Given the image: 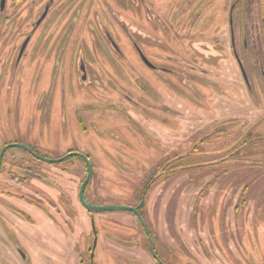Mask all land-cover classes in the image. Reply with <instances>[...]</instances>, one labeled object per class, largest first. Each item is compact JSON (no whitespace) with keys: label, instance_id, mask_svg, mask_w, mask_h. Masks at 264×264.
<instances>
[{"label":"rangeland","instance_id":"374dc122","mask_svg":"<svg viewBox=\"0 0 264 264\" xmlns=\"http://www.w3.org/2000/svg\"><path fill=\"white\" fill-rule=\"evenodd\" d=\"M31 1L15 0L11 9H8L12 12L8 17V23L3 20V27L0 28V71L6 66L7 69L13 66L20 43L27 35L31 36L26 55L21 59L18 67L16 66L17 70L12 85L16 89L13 90L12 94H9L10 89L3 88L0 93V149L5 144L24 142L35 145V150L42 152L38 147H44L47 150L58 149L57 144L59 142L53 136L52 126H49L47 119L42 120V115H44V109L49 102L50 109L47 117H52L56 93L59 87L64 85L61 77V64L67 51L77 47L78 50L82 49L86 56L89 52L94 54L93 48H96L97 53L103 57L104 49L98 41L96 46L94 42L87 47L85 44L82 45L81 37L79 45L75 43L74 46L72 45L73 47L70 46L67 44L68 36L70 35L72 40L77 28L71 34L69 27L58 29L51 43L47 46L45 41L41 43V29L45 28L46 24H43L38 30L34 24L42 12L43 6L40 4L46 0H34L37 3L32 7ZM73 1H76L73 6L70 3L71 0L68 2L66 20L71 17V21H73L77 13H83L90 6L98 12L101 7L105 9L107 4L102 0ZM109 2L113 6L112 0ZM260 3L264 17V0H260ZM28 4L29 7H27ZM121 4L127 6L129 2L128 0H121ZM97 6L99 7L97 8ZM70 11L76 14L69 15ZM126 13H130L129 18L133 20L132 12L127 8L125 15ZM108 16L110 18L99 13L100 20L106 23L108 19L112 18L109 12ZM130 33L132 36L134 35L133 30ZM5 35H7L6 38ZM77 37H79V32L75 38ZM130 40L125 35L120 38V46L129 57V62H126L125 66L126 74L138 69L133 51L130 48ZM62 50L65 51L59 60L60 55H57L56 52H62ZM107 54L109 52L104 55ZM86 62L89 68L92 63L96 64L89 57ZM9 64L10 67L8 68ZM101 64L102 67L105 66L104 69L110 72L114 69L111 62L104 60L99 62V65ZM109 65L112 66V70ZM93 69L96 75L91 76L100 82L99 86L106 85L105 79L101 76L100 67L94 65ZM238 76L239 73L238 75L236 73L237 80H239ZM206 78L201 86L197 82L194 83L200 87L198 94L187 89L179 79L173 78V98L179 99L189 107H183L177 103L176 106L172 107L171 113L168 111L167 114L172 117L168 123L172 128L171 131L141 123L143 130L139 133L138 121L135 120L136 115L126 104L125 106L122 105L125 112L123 116H118L117 111V114L114 111H112L113 113L101 111L102 114H106V118L112 117L113 120H104L97 122L98 124L94 127L91 126L92 132L86 136L88 140L86 143L83 142V145L102 166L110 168L111 163L117 161V159L112 161L111 156L122 160V165L129 166L133 161L143 165L142 161L137 160L138 158L132 161L130 158L131 156L138 157L148 154L143 151L146 145L139 135H145L144 131L152 137V142L147 144L153 147L155 152L149 159V169L138 168L139 173L129 172L121 168L105 170L100 164H96V169L88 183L87 198L91 202L137 205L143 193L144 204L141 210L146 226L156 236L160 254L174 264H262L264 262V165H262V163L264 164V142L252 143L253 141L246 138L244 129L251 123L259 122L260 126H254L256 129L253 132L264 134V119H262L264 95L258 96L256 102L247 95V100V96L239 87L224 83L218 78L209 77L211 79L208 78V80ZM4 80L9 81V73ZM140 83H144L142 79ZM23 85L29 92L25 94L21 92ZM124 86L126 93H132L129 85ZM36 87L38 88L36 89ZM37 91L40 92L39 102H43V105L36 108L33 104V109H27L24 103L30 100L29 95L38 93ZM154 91L155 89H153ZM216 94L220 95L217 96L219 100L216 99ZM37 96L38 94H36ZM7 97L8 102H6ZM117 103L109 99L107 106L114 108L118 106ZM33 111L37 115L33 114ZM231 119L238 121L223 124ZM117 120L121 122L118 123ZM215 125H218L217 129L214 130L218 136L212 134L214 132L211 128ZM66 127L71 128V133H78L76 126L69 125ZM61 138L63 137L61 136ZM199 138L203 139V143H195V140ZM65 139L67 141L66 137ZM194 144L196 147L192 149ZM257 144V147H253ZM241 146L243 147L240 148ZM238 148L240 149L237 153L230 158L231 156H228L229 151ZM192 150L197 152H193L171 165L168 164V168H177L180 164H195L197 162L213 163L197 168H186L179 172L156 174L166 161ZM199 151L203 152L204 155L199 154ZM25 160H29V163ZM27 164L34 165V170L38 169L51 180L59 181L66 192V196L70 199L63 201L67 209L72 208V211L68 210L69 213L79 212L77 230H71L70 239L66 236L63 256L71 264H79V259L87 263L89 254L85 248L89 245L91 235L90 233L87 235L88 231L86 232L85 228L86 212L76 200L78 187L85 177L83 165L79 163L67 164V169H60L57 166H48L42 163L34 164L25 151L16 147L9 148L3 155L0 181L10 184L9 173L18 172L17 167ZM150 179L152 180L150 181ZM148 181H150L148 188L144 189ZM1 187L0 191L3 190ZM11 187L13 188L11 191L13 198L30 199L31 197L37 200L38 197L42 196L38 188L51 191L56 198L60 195V191L55 186L50 185L48 180L39 182V180L30 178L24 187L15 183L11 184ZM11 202L17 208L22 209L24 208L22 204L27 201ZM32 202L36 203V201ZM51 210H48L51 214L55 213ZM64 212L65 210L61 214L63 215ZM94 215L100 236L102 235L99 242L111 250L103 251L101 246H98L94 255V264H138L137 262L155 264L146 249L147 241L144 238L142 228L130 212L126 210H119L118 212L116 210L97 212ZM36 216L38 215L36 214ZM37 218L40 223L41 217ZM68 221V219H61L62 227H68ZM6 223L9 225L6 241H8L11 250H16L17 246L25 250V248L27 249L26 244H30L32 240L36 239L35 234L31 233V229H28L29 232L27 231V233L19 232L21 223L17 220L12 219L11 224ZM42 230L43 228L41 229L43 234ZM26 239L29 242L25 243ZM71 239L72 243H70ZM59 240L62 241L61 238ZM75 241L77 253H74L72 248ZM2 245L0 244V264H15L11 262L8 250H5ZM120 245L126 248L125 251ZM40 253L52 264H61L57 260L60 256L50 255L46 249L44 252L40 250Z\"/></svg>","mask_w":264,"mask_h":264},{"label":"flooded vegetation","instance_id":"af4514ba","mask_svg":"<svg viewBox=\"0 0 264 264\" xmlns=\"http://www.w3.org/2000/svg\"><path fill=\"white\" fill-rule=\"evenodd\" d=\"M37 1L32 0L30 3L31 7L35 5ZM102 1L107 3L105 5L106 8L102 9L101 7V10L98 12L93 10L92 6L88 7L83 13L80 12L76 14L70 11L68 13L69 15L76 14L73 21H71V17L68 20H66L65 17L69 7V0H46L43 1V4H40L43 6L41 9L42 12L35 22L34 27L37 26L36 30H38L43 24H46L45 28L41 29V43L45 41L46 46L51 43L58 29L69 27V33L72 34L74 29L77 28L72 40L71 36H68L67 44L74 46L75 43H77L79 45L80 37L82 38L81 44H85L86 47L92 42H94L96 46V42L98 41L99 45L102 44L103 46L104 52L102 55L104 58L97 53L96 48H93L94 54H90L89 52L86 56L83 54L82 49L78 50L77 47L74 48L72 46V50L67 51V54L63 58V63L61 64V77L64 81V85L59 87L56 93L55 107L53 114H51L52 117H47L50 109L49 102L44 109V115H42V120L45 121L47 119L49 126H52L53 136L59 142L57 144L58 149L47 150V148L38 147L42 151L38 152L35 150V145L24 142L21 143L29 147L37 155L48 160H53L54 162L38 159L26 150L19 148L26 152L30 161L34 164L42 163L48 166H57L60 169H67V164L79 163L83 165L85 177L78 187L76 200L80 204V207L86 212L87 221L85 228L86 232L88 231L87 235L90 233L91 237L89 245L85 248L89 254L88 261L84 263L79 259V264H94V255L98 246H101L103 251L109 250L108 247L99 242L102 235L100 236L94 215L97 212L105 211L88 210L82 205L79 198L80 187L87 177L88 165H90L92 175L96 169V164H100L97 158L83 145V142L86 143L88 140L86 136L92 132L91 126L94 127L98 124L97 122H102L104 120H113L112 117L106 118V114H102L101 111H114L116 114L118 112V116H123L125 112L122 105L125 106L126 104L136 115L135 120L138 121L139 128L137 127V129L140 130L139 133L143 130L141 123L151 127L158 126L165 131H171L172 128L168 123H170L172 117L170 114H167L168 111L171 113L173 110L172 107L176 106L177 103L183 107H189L186 104L184 105L179 99L173 98V78L182 81L184 86L191 92H195V94H198L200 87L196 86L194 83L197 82V84L201 86L206 77H211L214 79L218 78L224 83L239 87L245 96L249 95L255 102L258 96L261 94L264 95V17L262 16L263 8L261 7L260 0H128L129 5L127 6L121 4V0H112L113 6L110 4L109 0ZM14 2L15 0H0V28L3 27V20L8 23V17L12 13L11 10L8 11V9H11ZM75 2L76 1L71 0L70 3L73 6ZM27 7H29V4ZM98 7L99 6H97V8ZM126 8L132 12L133 20L129 18L131 16L130 13H126L125 15ZM108 12L111 14L112 18L108 19L107 23L101 21L99 13H103L106 18H110ZM81 14L83 15L80 17ZM131 30H133V36L130 33ZM114 31H116V33H114ZM78 32L79 37L75 38ZM123 35L127 36L129 40L131 38L130 48L133 51L136 66H138L137 70L127 72V74L125 66L126 62H129V57L120 46V38ZM6 37L7 35H5V38ZM30 37V35H27L20 43L13 66L9 68V64V69H7L6 66V68L4 67V69L0 71V93L3 88H9V94H12L13 90L16 89L14 86L12 87L17 70L16 66L18 67L21 59L26 55ZM145 48L147 49L145 50ZM64 51L65 50L56 52L57 55H60L59 60ZM108 52L109 54L104 55ZM88 57L96 63H92L90 68L86 62ZM104 60L112 63L113 70L112 66L109 65L112 70L111 72L104 69L105 66L102 67V64L99 65V62ZM92 65L96 67L98 65L100 67V73L105 79L106 85L99 86L100 82L91 76L96 75ZM106 66L108 67V65ZM8 73L9 81L4 80V78H7ZM236 73L237 75L239 73V80L236 79ZM208 78L206 79L208 80ZM141 79L144 82L143 84L140 83ZM4 82L5 85H3ZM8 83H11V85H8ZM66 83L68 84L67 86ZM124 85H129L132 93H126V87ZM25 88V85H23L21 90L24 94L29 92V90ZM37 88L38 87H36V89ZM153 89H155L154 92ZM37 92L38 93L29 95L30 100L24 103L27 109H33V104L36 108L43 105V102H39L40 92ZM3 93L5 94V92ZM36 94H38L37 97ZM93 94L95 95L93 96ZM232 94L236 95L234 92H232ZM217 96L220 95L216 94V99H218ZM109 99L118 102V106L108 108L107 101H109ZM6 102H8V97ZM252 106H254L253 103ZM254 109L258 111L255 107ZM33 114L36 113L33 111ZM262 119H264V115H262ZM117 121L118 123L121 122L119 120ZM237 121L238 120L231 119L223 124L236 123ZM69 125L76 126L78 133H71V128L66 127ZM217 126L218 125H215L211 128L212 132L217 129ZM254 126L259 127V122L251 123L245 127L246 138L249 139V141H253L252 143L264 142V134L253 132V130L256 129ZM144 133L145 135H139L140 139L146 145L143 151L149 155L146 154L138 157L131 156L130 158L131 161L138 158L137 160L142 161L143 165L136 163V161H133V163L130 162L131 164H129V166L122 165V160L118 159V157L111 156L110 158L112 161L115 159H117V161L112 162L110 168H106L100 164L102 168L105 170L121 168L133 173H139L140 170L138 168L149 169V159L154 155L155 150L147 144L152 142V137L148 135L146 131H144ZM216 133L214 132L212 134L215 135ZM61 136L63 138H61ZM197 142L201 144L203 143V139L199 138L195 140V143ZM257 146L258 144L253 147ZM195 147L196 144L192 146V149H195ZM242 147L243 146L240 148ZM9 148L15 147H8L7 149ZM240 148L230 150L228 156L232 158ZM193 152L197 151L192 150L191 152H186L166 161L156 174L173 173L184 170L179 169V167L168 168V164L171 165L175 161H179ZM198 153L202 156L204 155L201 151ZM25 161L29 163V160ZM209 163L213 162H197L195 164H186L183 167L197 168L207 166ZM262 165L264 164L262 163ZM17 168L19 170L18 172L14 171L13 174L9 173L11 180L10 184L0 181L1 186H3H0L3 189L0 191V244H3L2 246H4V249L8 250L7 252L10 254L11 262L15 264H52L50 260L46 259V257L41 254L42 252L40 253V250L44 252V249H46L50 255L56 254V256H60L57 260L61 264H71V262L65 260L63 256L65 253L64 246H66V238H71V230L77 227V218L80 216L79 212L69 213L72 211V208L67 209L63 201H69L70 199L66 196V192L59 181L51 180L38 171V169L34 170V165L27 164ZM1 174L2 172L0 175ZM91 175L83 190V199L87 204L100 206L125 205L131 207H136L139 204H108L89 201L87 198V188ZM30 178L39 180V182L48 180L50 185L55 186L60 191L59 197H54L51 191L48 192L45 191L44 188H38L42 196L38 197L37 200L31 197L30 199L13 198L14 196L11 193L13 188L11 184L15 183L18 186L24 187L27 180ZM152 179H150V181ZM150 181L145 184L144 189L148 188ZM142 196L143 193L141 198ZM11 201L27 202L22 204L24 208L21 209L17 208ZM32 201H36V203ZM48 210L55 211V213L51 214ZM64 210L63 216L61 213ZM138 210L144 221L141 207ZM117 211L119 212V210ZM127 212H130L131 215L137 219L136 221H138L142 228L144 238L147 241L146 249L150 253L154 263L174 264L167 257L160 254L155 239L156 236L151 233L145 221L144 223L147 231L133 212ZM36 214L38 216H36ZM37 217H41L40 223ZM12 219L21 223L19 232L27 233V231L29 232L28 229H31V233L36 236V239H34V241L32 240V243L26 244L27 249L25 248V250L18 246L16 250H11L8 241H6L9 234V225L6 222L11 224ZM61 219H68L69 226L62 227L60 223ZM42 228L43 234L41 233ZM112 237L115 238V236ZM59 238H61V242ZM74 240H76L75 237ZM27 242H29L28 239L25 240V243ZM70 243H72V239ZM120 246L124 248L122 245ZM72 248L74 249V253H77L76 241ZM125 249L126 248H124V251ZM91 253L93 254L92 258ZM153 254H155L156 257H154ZM137 263L140 264V262ZM262 264H264V262Z\"/></svg>","mask_w":264,"mask_h":264},{"label":"water","instance_id":"95a60500","mask_svg":"<svg viewBox=\"0 0 264 264\" xmlns=\"http://www.w3.org/2000/svg\"><path fill=\"white\" fill-rule=\"evenodd\" d=\"M8 147H17V148H21V149H24L26 150L28 153L32 154L34 157L38 158V159H41V160H44V161H48V162H54L53 160H48V159H45L39 155H37L36 153H34L29 147H27L26 145L24 144H21V143H11V144H7L5 146H3L0 150V163H1V160H2V157H3V154L5 152V150L8 148ZM91 175V168H90V165H88V169H87V177L85 178V180L83 181L81 187H80V190H79V198H80V202L82 203V205L84 207H86L88 210H101V211H114V210H127V211H131L133 212L137 217L138 219L141 221V224L143 225L144 229L146 230V226H145V223L144 221L142 220V217L139 213V208L143 206L144 204V195L142 196L141 198V201L139 202V204L136 206V207H131V206H125V205H105V206H100V205H91V204H87L84 199H83V190H84V186L85 184L87 183L89 177ZM147 231V230H146ZM95 245V243H94ZM151 252L153 253L152 249H151ZM92 253H91V258H92ZM154 257L155 254H153Z\"/></svg>","mask_w":264,"mask_h":264},{"label":"trees","instance_id":"16d2710c","mask_svg":"<svg viewBox=\"0 0 264 264\" xmlns=\"http://www.w3.org/2000/svg\"><path fill=\"white\" fill-rule=\"evenodd\" d=\"M184 165H182V164H180V165H178L177 167H179V169H186V168H184L183 167ZM180 167H182V168H180ZM226 170V169H225ZM225 174V173H224ZM188 264V263H187ZM194 264V263H193Z\"/></svg>","mask_w":264,"mask_h":264}]
</instances>
